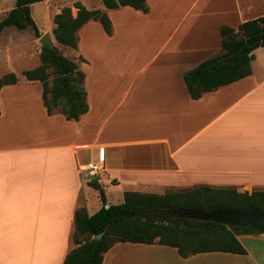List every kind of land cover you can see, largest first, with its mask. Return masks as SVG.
<instances>
[{
  "label": "crops",
  "instance_id": "1",
  "mask_svg": "<svg viewBox=\"0 0 264 264\" xmlns=\"http://www.w3.org/2000/svg\"><path fill=\"white\" fill-rule=\"evenodd\" d=\"M74 1L106 12L112 22L110 34L90 19L72 47L85 73L88 112L67 119L60 104L49 113L42 82L24 75L0 89V264L64 263L76 246V210L94 214L103 206L81 172L91 161L104 165L96 180L108 205L112 198L123 203L126 191L264 190V47L254 51L250 76L198 99L184 78L223 52L222 26L238 30L263 16L264 0H146V11ZM68 6L77 16L78 8ZM237 237L247 253L183 257L160 243L119 242L103 264H122L127 252L168 248L177 252L164 255L171 264H264V233Z\"/></svg>",
  "mask_w": 264,
  "mask_h": 264
},
{
  "label": "trees",
  "instance_id": "2",
  "mask_svg": "<svg viewBox=\"0 0 264 264\" xmlns=\"http://www.w3.org/2000/svg\"><path fill=\"white\" fill-rule=\"evenodd\" d=\"M41 1L44 0H16V5L0 21V35L6 27L16 26L20 30L33 27L36 35L40 36L32 4ZM102 1L110 9L132 6L147 10L146 0ZM74 5L78 8L77 16L73 15L70 6L54 16L53 33L60 44L76 47L77 31L90 19L99 20L104 29L112 33V22L106 12L88 9L81 2ZM220 34L223 52L184 74L194 99L252 74L254 51L264 47V15L240 24L238 30L224 25ZM41 60L40 65L24 70L23 75L30 81L42 82L44 104L49 113L62 104L67 119L78 120L89 110L84 87L85 73L57 45L55 49L43 46ZM51 74H54L52 84ZM18 81L19 76L15 72H8L0 77V89ZM90 184L99 190L103 206L94 214H89L85 207L76 210L73 234L76 246L68 252L63 264H103L105 254L119 242L160 243L176 247L183 257L212 251L244 254L247 250L237 234L260 233L249 227L178 217L172 211L182 207L205 211L220 207L242 212H264V190L240 193L235 188L202 185L163 194L126 191L123 203L108 205L101 183L95 179ZM99 233H102L101 239H95Z\"/></svg>",
  "mask_w": 264,
  "mask_h": 264
},
{
  "label": "rangeland",
  "instance_id": "3",
  "mask_svg": "<svg viewBox=\"0 0 264 264\" xmlns=\"http://www.w3.org/2000/svg\"><path fill=\"white\" fill-rule=\"evenodd\" d=\"M86 2V4L93 6L96 5L97 0H81ZM69 2V3H67ZM74 0H46L43 3H35L32 5V14L33 17L40 28V36H37L33 27H28L24 30L18 29L16 26L7 27L2 34L0 35V77L8 72H15L20 77L23 75L24 69H32L42 63V60L39 58V53L42 51V44L40 42V38L46 32H52L55 23L54 16L59 13V10L62 9L61 4L67 3L68 5H74ZM16 5V0H0V21L5 18L7 13ZM67 5V6H68ZM55 41V38H53ZM19 43V44H18ZM57 46L64 55L71 57L74 59V50L70 46H66L57 42ZM39 59V60H38ZM14 70V71H13ZM52 71V69H50ZM54 79V74L50 76V84H52ZM85 176V175H84ZM89 180H95L97 178H88ZM90 181V182H91ZM198 187V186H196ZM114 198H117L120 192L114 191L111 192ZM190 188H182L176 190H169L167 192H178L183 191ZM222 188V187H218ZM227 188V187H223ZM230 188H235L238 192L244 193L249 192L252 193L257 190L262 189H253L250 188H237L232 186ZM99 194V192H98ZM118 200H113L114 204H117ZM159 239V238H158ZM157 239V240H158ZM165 251L170 252L166 254ZM161 253H148L136 251L134 254L132 252H127L126 256H130L127 261H124L122 264H171L170 260L166 259L167 257L164 255H177L176 251H171V249H162ZM143 257V258H142Z\"/></svg>",
  "mask_w": 264,
  "mask_h": 264
},
{
  "label": "water",
  "instance_id": "4",
  "mask_svg": "<svg viewBox=\"0 0 264 264\" xmlns=\"http://www.w3.org/2000/svg\"><path fill=\"white\" fill-rule=\"evenodd\" d=\"M42 46L55 49L50 32H46L41 38ZM108 206V205H107ZM178 217L196 218L201 220H211L228 226H243L254 228L264 233V212H242L238 210L224 209L220 207L209 211L195 208H179L172 211ZM102 233L95 235V239H101Z\"/></svg>",
  "mask_w": 264,
  "mask_h": 264
},
{
  "label": "built area",
  "instance_id": "5",
  "mask_svg": "<svg viewBox=\"0 0 264 264\" xmlns=\"http://www.w3.org/2000/svg\"><path fill=\"white\" fill-rule=\"evenodd\" d=\"M104 171V165L100 162H88L81 167V172L87 178H98Z\"/></svg>",
  "mask_w": 264,
  "mask_h": 264
}]
</instances>
